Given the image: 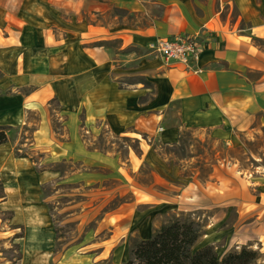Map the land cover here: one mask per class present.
I'll use <instances>...</instances> for the list:
<instances>
[{
    "label": "crops",
    "instance_id": "0c3cea01",
    "mask_svg": "<svg viewBox=\"0 0 264 264\" xmlns=\"http://www.w3.org/2000/svg\"><path fill=\"white\" fill-rule=\"evenodd\" d=\"M151 5H160L162 13L150 16ZM113 7L146 14L149 22L139 26L118 19L108 26L106 14ZM109 34L118 35V64L104 44ZM180 34L196 36L202 43L196 63L166 66L149 51L150 41ZM127 48L140 52L134 61L133 54L123 56ZM53 99L59 111L52 107ZM52 112L65 116L66 134L54 129ZM81 113L89 130L94 127L87 124L92 114L95 123L105 121L118 137L141 138V161L155 174L181 178V167L168 164L152 139L176 144L183 128H197L232 141L235 127L247 128L249 119H264V0H0V126L21 131L35 126L30 148L52 155L55 162L83 160L112 168L111 176L118 181L117 154L84 142L78 125ZM30 115L37 117L34 122ZM8 137L0 152L11 153ZM13 159L32 163L28 157ZM130 163L138 167L133 153ZM37 173L38 178L46 173L60 177L51 170ZM34 197L42 211V190V203L37 194ZM262 208L253 217L259 237L252 240L264 254ZM0 210L14 212L10 224L25 226L10 201H3ZM129 257L130 250L124 263ZM259 264H264V256Z\"/></svg>",
    "mask_w": 264,
    "mask_h": 264
},
{
    "label": "rangeland",
    "instance_id": "374dc122",
    "mask_svg": "<svg viewBox=\"0 0 264 264\" xmlns=\"http://www.w3.org/2000/svg\"><path fill=\"white\" fill-rule=\"evenodd\" d=\"M150 10V16L162 13L160 5H151ZM148 18L146 14H130L113 7L106 14L105 21L112 27L118 24V19L144 26L148 24ZM104 44L118 64V35L109 34ZM123 52V56L133 54L132 61L140 53L137 51L135 54L128 48ZM52 107L57 111L60 109L58 102H53ZM52 113L54 129L61 135L66 134L62 126L65 116ZM30 118L34 122L37 117L30 115ZM93 118L92 114L88 116L87 124L92 123L94 126L89 130L84 114L79 115L82 139L92 149L110 155L117 154L118 181L115 176H111L114 173L112 168L83 160L73 163L55 162L52 155L30 148L31 132L35 126L26 127L23 131L8 127L12 151L0 152V169L4 167V170H0L3 173L0 175V204L10 201L17 209L19 220L24 221L25 229L10 224L12 219L9 220L8 215L0 210V264H14L19 253H22L23 258L21 263L16 261L15 264H40V256L46 258L44 253L35 251L27 259L24 254L25 240L15 238L22 232L27 237L34 220L46 222V226L53 230L51 247L44 246V252L50 253L45 264H84L85 260L89 264H125L133 241L153 235L156 229L175 219L192 220L198 225L201 236L196 249L212 245L222 258L230 252L247 247L257 250L262 259L264 254L252 240L259 237V224L253 222V217L259 215L260 206L263 207L264 215L262 117L246 121L247 128H243V125L235 127L232 141L218 138L209 129L197 128H183L180 131L181 139H178L175 146L152 139L155 148L168 164L181 167V178L177 175L168 177L155 174L141 161L144 156L141 138L132 141L130 137H118L108 131L105 121L95 123ZM131 153L138 157L137 168L130 163ZM14 154L30 158L32 163H29V169L35 179L14 168L18 163L13 159ZM40 166H46L51 171L61 169L65 175L73 172L72 177L69 175L58 180L56 177L59 175L46 173L38 178L37 169ZM114 168L117 169V166ZM84 172L96 175L89 176ZM89 177L94 178L92 180ZM54 179L57 183L47 187V192L53 194L46 197L43 193V204L40 200V186ZM6 181L16 184L14 193L6 190ZM35 186L38 188L35 189ZM3 192L5 200L1 198ZM36 194L42 203V211L34 205ZM212 199L217 202L213 203ZM246 215L247 229L244 227ZM48 222L52 224L48 225ZM56 235L59 237L58 252L53 256ZM248 237L251 238L250 242ZM259 260L255 264H259Z\"/></svg>",
    "mask_w": 264,
    "mask_h": 264
},
{
    "label": "trees",
    "instance_id": "16d2710c",
    "mask_svg": "<svg viewBox=\"0 0 264 264\" xmlns=\"http://www.w3.org/2000/svg\"><path fill=\"white\" fill-rule=\"evenodd\" d=\"M52 102H57V100L53 99ZM7 130L8 126H0V145L9 140ZM178 139L180 141L181 132ZM175 145V143L170 144V146ZM21 157L27 156L22 155ZM63 163L72 162L63 161ZM45 170L49 169L46 168V166H40L37 169L38 172ZM52 171L60 173V180L67 178L73 173L71 172L70 174L65 175V172L61 169ZM56 183L57 180L41 185V190L46 197H50L53 194L47 192L48 185ZM0 184L2 183L0 182ZM68 184L72 185L70 183ZM1 198L5 200L6 195L4 192L1 194ZM50 210H52L51 206ZM5 214L8 215V219L10 220L13 218L12 216L14 215V212L8 211ZM13 226L21 228L22 230L25 229L23 225ZM56 232L58 233L57 227ZM24 236L25 233L22 232L17 234L15 238H23ZM200 236L201 234L198 225L194 221L175 219L156 229L150 238L133 241L130 250V257L125 264H255L261 257L257 250L243 247L240 251L230 252L220 258L212 245L196 249L195 246ZM58 239L59 237L56 235L53 256L58 252ZM16 247L19 249L18 244H16ZM22 258V253H19L14 264Z\"/></svg>",
    "mask_w": 264,
    "mask_h": 264
},
{
    "label": "built area",
    "instance_id": "2783aa9c",
    "mask_svg": "<svg viewBox=\"0 0 264 264\" xmlns=\"http://www.w3.org/2000/svg\"><path fill=\"white\" fill-rule=\"evenodd\" d=\"M148 49L159 56L166 66L173 63L189 66L198 61L203 45L196 36L180 34L171 38H156L149 42Z\"/></svg>",
    "mask_w": 264,
    "mask_h": 264
},
{
    "label": "bare ground",
    "instance_id": "6f19581e",
    "mask_svg": "<svg viewBox=\"0 0 264 264\" xmlns=\"http://www.w3.org/2000/svg\"><path fill=\"white\" fill-rule=\"evenodd\" d=\"M17 122L20 123L21 120L18 119ZM17 162L18 163L14 167H16L17 169H20L21 172L26 173V175H28L32 179H35L34 175L30 173V169H29L30 166H29L27 159H20ZM20 177L22 178L23 175H21ZM4 185L8 192L14 193L16 189V184H13V182L11 181H6ZM37 188L38 186H35V189ZM51 224H52L51 222H48V225H51ZM52 239H53V230L50 229L48 226H46V222L34 220L31 223V226L29 228V234L27 235L25 242H24V254L26 258L28 259L32 254H34L35 251H38V253L40 252L44 253L45 255H47L46 256L47 258L50 255V253L49 251L44 252V246H49L50 248L52 245ZM46 258H44V256L43 257L40 256V259H41L40 264H45ZM19 263H21V261H19Z\"/></svg>",
    "mask_w": 264,
    "mask_h": 264
}]
</instances>
